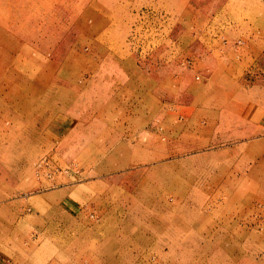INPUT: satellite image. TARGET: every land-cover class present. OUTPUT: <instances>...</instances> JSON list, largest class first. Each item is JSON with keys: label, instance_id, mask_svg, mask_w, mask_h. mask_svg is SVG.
I'll use <instances>...</instances> for the list:
<instances>
[{"label": "rangeland", "instance_id": "obj_1", "mask_svg": "<svg viewBox=\"0 0 264 264\" xmlns=\"http://www.w3.org/2000/svg\"><path fill=\"white\" fill-rule=\"evenodd\" d=\"M0 264H264V0H0Z\"/></svg>", "mask_w": 264, "mask_h": 264}, {"label": "crops", "instance_id": "obj_2", "mask_svg": "<svg viewBox=\"0 0 264 264\" xmlns=\"http://www.w3.org/2000/svg\"><path fill=\"white\" fill-rule=\"evenodd\" d=\"M218 90V89H217ZM215 95H216V93H215ZM209 96H214V94H211V95H209ZM219 96H221V97H223V95L220 93V95ZM196 99H197V97H196ZM195 99V100H196ZM204 99H206V97L204 98ZM195 100H194V102H195ZM218 100H220V98H214L213 99V101L210 103V105L211 106H214V105H216V103H217V101ZM232 103V102H231ZM204 103H203V101H201V103H198V105H199V107H200V109H207V107L209 106V105H207L206 107H204V105H203ZM205 104H208V103H205ZM234 104V103H233ZM192 105L193 104H189L187 107H185V106H180V107H178L177 108V112H175V113H181V111H180V109H182V112H184L185 114H188L187 112H190V110L192 109L191 107H192ZM211 109H214V108H211ZM221 110H224V111H227L226 110V108H225V106H223V107H221L219 110H218V112L216 113V114H214V116H215V119L214 120H212L211 122H207V121H202L201 122V125H202V123L203 122H207V123H212L213 121L215 122V120L218 122L219 120V114H220V111ZM205 111H211V110H205ZM228 112V111H227ZM193 113H195V112H193ZM230 113H232V116L235 118V116L237 117H239V115H236L235 113H233V112H230ZM173 115V114H172ZM174 116V115H173ZM186 116V115H185ZM194 117V116H193ZM182 119L183 117L182 116H180V117H178L177 118V120L178 119ZM240 118V117H239ZM180 123H181V125H184L185 123H186V119H182V120H178ZM193 120H191V122H192ZM245 122H247V121H245L244 119L242 120V122H239V123H235V125H237V126H239V127H242L241 125L243 124V123H245ZM200 125V126H201ZM124 125H122V127H123ZM235 133H239V132H235ZM234 135L235 134H233V137H234ZM232 137V138H233ZM232 142L233 143H235L234 141H233V139H232ZM214 151V150H213ZM213 151H211V152H213ZM219 151V150H218ZM215 152H216V150H215ZM203 153H207V152H203ZM202 153V154H203ZM151 155H149L148 156V154H147V156L146 157H148V158H158L160 155H161V152H154V153H150ZM164 155H166L165 153H163ZM146 157H144V158H146ZM167 159H166V161L169 159V154L167 153ZM185 158H188V157H185ZM138 159H141V158H138ZM143 159V158H142ZM166 161H163V163H165V164H168V165H171V164H169V163H167ZM173 164V163H172ZM175 164H176V162H175ZM150 167V166H149ZM147 172H148V168H147ZM160 176V175H159ZM169 180H170V178H169ZM174 181V180H173ZM171 182V183H176V182ZM168 188H176V187H166V190L168 189ZM146 191V190H145ZM147 192V191H146ZM142 193H144V192H142ZM147 193H149V192H147ZM150 194V193H149ZM151 195V194H150Z\"/></svg>", "mask_w": 264, "mask_h": 264}]
</instances>
